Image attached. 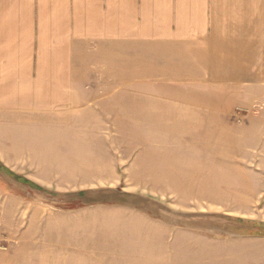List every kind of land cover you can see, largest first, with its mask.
<instances>
[{"label":"crops","instance_id":"crops-1","mask_svg":"<svg viewBox=\"0 0 264 264\" xmlns=\"http://www.w3.org/2000/svg\"><path fill=\"white\" fill-rule=\"evenodd\" d=\"M228 6L0 0L3 170L61 195L117 190L122 177L181 191L234 171L229 142L264 140V0H244L242 26H221ZM20 190L0 176V264H264L263 237L123 205L58 210Z\"/></svg>","mask_w":264,"mask_h":264},{"label":"rangeland","instance_id":"rangeland-1","mask_svg":"<svg viewBox=\"0 0 264 264\" xmlns=\"http://www.w3.org/2000/svg\"><path fill=\"white\" fill-rule=\"evenodd\" d=\"M225 1H228L229 6L226 10H221L223 11L220 21L221 26H228L232 23L236 26H242L244 0ZM235 29H239V27ZM256 94L257 92L252 93L253 96ZM114 128L121 133L147 131V126L141 125L120 124L113 126ZM121 143L123 145L131 144L129 141H122ZM224 143L226 144V142ZM228 146L230 151L225 152L228 155L226 158H230V161L234 158L235 170L228 173L201 174L203 179L197 176L190 183L195 186L193 189L181 191L175 189L165 190V188H160V186L148 185L147 180L140 177L135 179V184L140 186L136 188L129 180L122 177L120 187L113 191L134 196L132 199L124 198L123 202L175 227L201 231L215 237H246L241 233L252 230L264 233V227H262L264 225V140H236L229 142ZM0 176L3 178L7 177L13 184L21 186L22 191L24 189L28 190L30 196L40 199L44 201L43 203H47L50 207L58 210L80 207L82 206L80 205L82 201H99L100 204L115 201L108 191L99 192L100 195L83 192L86 194L80 198H74L76 199L75 201L70 198H58L54 195V192L47 190L46 192H41L29 187L9 175L1 167ZM201 180H214V183L217 181L218 187L216 189H196V185H200L199 181ZM157 191L158 194H155L154 192ZM239 214L243 217L256 218L257 220L250 221L233 217ZM250 237L264 238V236ZM252 264H256V262L253 261Z\"/></svg>","mask_w":264,"mask_h":264},{"label":"trees","instance_id":"trees-1","mask_svg":"<svg viewBox=\"0 0 264 264\" xmlns=\"http://www.w3.org/2000/svg\"><path fill=\"white\" fill-rule=\"evenodd\" d=\"M0 167L3 169V167L0 165ZM5 171V170H4ZM7 172V171H6ZM9 175H12L14 178L18 179V181H21L23 182L24 184L28 185L29 187H33L35 189H37L38 191H41V192H46V190L28 182L27 180L23 179V178H20L14 174H11L9 172H7ZM110 194L111 197H113L112 199H114L115 201L113 202H106V204H109V205H123V206H128L132 208V205H128L126 203L123 202L124 198H133L134 196H131L129 194H122V193H117L115 191H108ZM86 193H77V194H70V195H61V194H54L56 197L60 198V197H64V198H70L72 200H76L74 198H80L82 196H84ZM81 207V206H80ZM73 209V208H72ZM135 209V208H134ZM262 227H264V225H262ZM242 235H245V236H264V233H260L258 231H255V230H252V231H249V232H244V233H241Z\"/></svg>","mask_w":264,"mask_h":264},{"label":"water","instance_id":"water-1","mask_svg":"<svg viewBox=\"0 0 264 264\" xmlns=\"http://www.w3.org/2000/svg\"><path fill=\"white\" fill-rule=\"evenodd\" d=\"M96 203H99V204H100L99 201H96V202H85V201H82V202L80 203V205H82V206H87V205H90V204H96Z\"/></svg>","mask_w":264,"mask_h":264}]
</instances>
